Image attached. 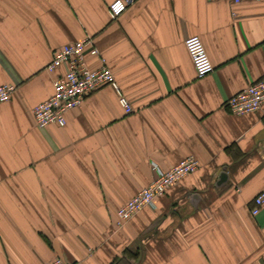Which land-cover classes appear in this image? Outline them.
Masks as SVG:
<instances>
[{
	"label": "crops",
	"instance_id": "0c3cea01",
	"mask_svg": "<svg viewBox=\"0 0 264 264\" xmlns=\"http://www.w3.org/2000/svg\"><path fill=\"white\" fill-rule=\"evenodd\" d=\"M115 1L0 0V87L16 88L0 106V264H264V107H226L264 79V0H138L112 20ZM192 36L215 67L203 79ZM88 37L133 112L108 85L39 128L66 70L48 71L54 54ZM189 157L201 168L120 228L153 165Z\"/></svg>",
	"mask_w": 264,
	"mask_h": 264
},
{
	"label": "built area",
	"instance_id": "2783aa9c",
	"mask_svg": "<svg viewBox=\"0 0 264 264\" xmlns=\"http://www.w3.org/2000/svg\"><path fill=\"white\" fill-rule=\"evenodd\" d=\"M138 0H116L110 6L112 20H118ZM209 2L215 0H208ZM232 4H240L245 0H225ZM257 1V0H254ZM264 23V18H263ZM186 48L193 61L198 78L203 79L215 71L214 64L208 54L206 46L199 36L189 37ZM98 57L101 66L92 70L89 67L87 56ZM65 68V73L55 81L54 94L47 101L39 104L34 109V117L39 128L45 129L52 124L66 126V115L71 110L78 108L91 94L110 85L120 94V102L128 113L133 112L129 100L123 96L120 86L109 68L106 59L95 44V40L88 37L84 40L65 46L54 54L48 71L55 72ZM16 88L12 85L0 87V106L8 102ZM226 107L238 116L260 112L264 107V79L251 84L248 88L231 97ZM201 168L200 162L195 157L181 161L172 170L164 172L156 164L153 170L156 174L154 181L142 190L134 199L123 206L118 212V226L128 224L135 216L147 208L156 206L159 198L164 196L173 186L180 183L185 177L196 173ZM264 208V190L256 197L252 213L259 215ZM50 264H68L58 258Z\"/></svg>",
	"mask_w": 264,
	"mask_h": 264
},
{
	"label": "water",
	"instance_id": "95a60500",
	"mask_svg": "<svg viewBox=\"0 0 264 264\" xmlns=\"http://www.w3.org/2000/svg\"><path fill=\"white\" fill-rule=\"evenodd\" d=\"M225 181H227V176H226V174H223V175H222V179H221V184H222L223 182H225Z\"/></svg>",
	"mask_w": 264,
	"mask_h": 264
}]
</instances>
